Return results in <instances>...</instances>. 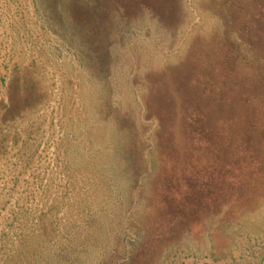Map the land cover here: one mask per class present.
I'll list each match as a JSON object with an SVG mask.
<instances>
[{"label":"rangeland","instance_id":"374dc122","mask_svg":"<svg viewBox=\"0 0 264 264\" xmlns=\"http://www.w3.org/2000/svg\"><path fill=\"white\" fill-rule=\"evenodd\" d=\"M0 59V264H264V0H0Z\"/></svg>","mask_w":264,"mask_h":264},{"label":"crops","instance_id":"0c3cea01","mask_svg":"<svg viewBox=\"0 0 264 264\" xmlns=\"http://www.w3.org/2000/svg\"><path fill=\"white\" fill-rule=\"evenodd\" d=\"M6 74H8V72L4 69L0 59V104L6 101V88L8 85Z\"/></svg>","mask_w":264,"mask_h":264},{"label":"bare ground","instance_id":"6f19581e","mask_svg":"<svg viewBox=\"0 0 264 264\" xmlns=\"http://www.w3.org/2000/svg\"><path fill=\"white\" fill-rule=\"evenodd\" d=\"M105 159V158H104ZM98 161H99V159H98ZM104 162V161H103ZM97 164V163H96Z\"/></svg>","mask_w":264,"mask_h":264}]
</instances>
